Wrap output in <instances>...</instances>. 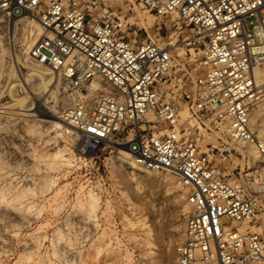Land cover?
Masks as SVG:
<instances>
[{
  "label": "built area",
  "instance_id": "obj_1",
  "mask_svg": "<svg viewBox=\"0 0 264 264\" xmlns=\"http://www.w3.org/2000/svg\"><path fill=\"white\" fill-rule=\"evenodd\" d=\"M138 1L176 37H129L109 0H0V13L41 25L30 57L65 79L74 102L60 117L87 150L121 146L138 167L177 176L188 207L177 264H264V120H253L264 115V0ZM99 77L108 94L91 103L94 85L82 86ZM211 132L237 146L203 143ZM246 145L261 163L248 182L228 166Z\"/></svg>",
  "mask_w": 264,
  "mask_h": 264
},
{
  "label": "rangeland",
  "instance_id": "obj_2",
  "mask_svg": "<svg viewBox=\"0 0 264 264\" xmlns=\"http://www.w3.org/2000/svg\"><path fill=\"white\" fill-rule=\"evenodd\" d=\"M109 3L124 8L131 38L161 43L178 34L138 0ZM42 34L37 20L0 13V109L9 107L0 110V264H177L186 191L174 173L135 165L124 147L89 151L74 127L56 126L53 116L74 99L62 76L30 57ZM94 82L102 86L89 93L91 103L109 90L102 78ZM253 120L259 126L264 115ZM201 140L237 146L217 132ZM238 148L246 160L228 166L244 167L248 182L246 173L261 164L258 151Z\"/></svg>",
  "mask_w": 264,
  "mask_h": 264
},
{
  "label": "bare ground",
  "instance_id": "obj_3",
  "mask_svg": "<svg viewBox=\"0 0 264 264\" xmlns=\"http://www.w3.org/2000/svg\"><path fill=\"white\" fill-rule=\"evenodd\" d=\"M38 73H40L41 71L39 70V69H35ZM53 73L55 72V71H52ZM51 73V72H50ZM41 75V74H40ZM43 77V76H42ZM48 78V80H46V78L45 77H43V79H41V80H43L42 82H41V84L39 85V87H40V89H39V87H38V90H41V89H46V87L48 86V83L49 82H51L52 80H53V74H51L49 77H47ZM91 84L92 85H94L93 87H92V91H93V89H94V87H100V86H102L101 84H99L98 82H94V81H92V82H90V83H83V86H82V89H85L86 87L87 88H89L90 86H91ZM107 89V88H106ZM78 93H79V96H81V97H84L85 96V92H84V90L83 91H78ZM108 93H103V94H100L99 96H101V95H107ZM19 104H20V99H19ZM3 108H9V107H2L0 110L2 111V109ZM4 110V109H3ZM25 110H29V109H25ZM261 111H262V106H259L256 110H255V114L256 115H261ZM3 112V111H2ZM53 116V115H52ZM54 117V123L56 124V126L57 127H60V126H62V124H63V122L66 124V125H68V126H72V124L71 123H69V122H66V121H64L61 117H60V114H57V115H55V116H53ZM73 127V126H72ZM241 148V147H240ZM242 150V149H241ZM125 155H127V156H131L132 157V154H131V151L129 150V149H122L121 150ZM244 151V150H243ZM88 152V151H87ZM259 155V154H258ZM134 167V166H133Z\"/></svg>",
  "mask_w": 264,
  "mask_h": 264
}]
</instances>
